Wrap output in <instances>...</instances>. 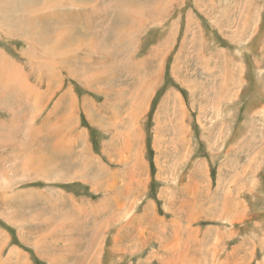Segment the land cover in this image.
<instances>
[{"label":"rangeland","instance_id":"374dc122","mask_svg":"<svg viewBox=\"0 0 264 264\" xmlns=\"http://www.w3.org/2000/svg\"><path fill=\"white\" fill-rule=\"evenodd\" d=\"M65 20L55 47L0 26V264H264V0Z\"/></svg>","mask_w":264,"mask_h":264},{"label":"bare ground","instance_id":"6f19581e","mask_svg":"<svg viewBox=\"0 0 264 264\" xmlns=\"http://www.w3.org/2000/svg\"><path fill=\"white\" fill-rule=\"evenodd\" d=\"M30 1H32V0H30ZM14 5H16V6L19 5V2L17 0H5L4 2L0 3V11L6 7H13ZM37 5H34V4L26 5V3L23 5H19L18 8L25 7L28 9L23 10L22 12H19V14L17 16H13V18H11L7 22H1L0 26L6 31V33L8 35H10L13 30L18 31L21 34V37L24 38L25 41H27V39L29 38L30 32H31V38L28 40H30L29 44H32V45H33V43H35V42H33V40L36 38V32L39 30H42L45 34H47V37L43 36L41 38L42 39V45L49 44L47 46L52 45L53 47H55L57 44V41H59L60 38L63 41L66 38H68V31H67V20H65V26H62L60 29L58 27V23L54 20H56L57 14L60 12V9H67V8H70V6H74V0H44L42 2V5L41 6L39 5L40 8ZM11 20H14V24H12L13 27L9 24ZM49 30H52L53 33L49 34ZM122 34H124V33H122ZM15 36L16 35H14V37ZM5 62L3 61V63H5ZM7 62L9 63L10 61H7ZM14 63H10V65L8 66L9 70L10 69H12L13 71L20 70L19 68H17V65H15ZM1 65H2V63H1ZM0 71H1V69H0ZM4 71H6V70L4 69ZM10 72H12V71H10ZM9 74H12V73H9ZM146 84H149V82H147ZM147 88H148V86H147ZM139 221L140 222L144 221L143 215L141 217H139ZM152 221H154V219L151 220V218H150L146 222H147V224H151V223H153ZM173 224H175L177 226V221H174ZM170 225H172V224H170ZM163 230H165V229H163ZM147 231H149V230H147ZM173 234H175V233H173ZM173 240H175V239H173ZM199 254H200V252H199ZM196 261L198 263L197 259H196Z\"/></svg>","mask_w":264,"mask_h":264}]
</instances>
